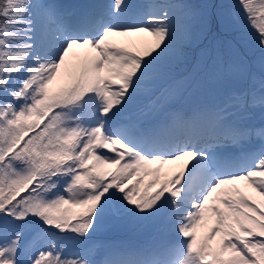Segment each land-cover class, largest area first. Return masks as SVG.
Listing matches in <instances>:
<instances>
[{"label": "snow or ice", "instance_id": "obj_1", "mask_svg": "<svg viewBox=\"0 0 264 264\" xmlns=\"http://www.w3.org/2000/svg\"><path fill=\"white\" fill-rule=\"evenodd\" d=\"M260 71L222 102L121 119L216 27L221 6L109 0L82 11L0 0V264H264V0H238ZM210 10H216L211 13ZM141 37L122 42L119 38ZM199 67V63L197 65ZM170 84L153 111L181 90ZM258 138V142H254ZM156 220L161 237L97 245L110 219Z\"/></svg>", "mask_w": 264, "mask_h": 264}, {"label": "rangeland", "instance_id": "obj_2", "mask_svg": "<svg viewBox=\"0 0 264 264\" xmlns=\"http://www.w3.org/2000/svg\"><path fill=\"white\" fill-rule=\"evenodd\" d=\"M51 1V0H50ZM192 0H188L190 2ZM229 3H224L222 0H202L201 3H209L216 4L221 6V10L224 12L225 17L229 24L234 20V18L239 15V25L238 27H229L227 29L220 27L217 30L216 20H212L211 30L208 32L206 38L201 42L200 46L194 50H190L187 58L182 62L177 63L167 75V78L171 80L172 78L176 79V83L189 84L191 81H198L202 83V85L208 88H215L218 90L220 96L229 95L233 91L242 90L247 87V79L246 77H241L235 75L233 77V82H229L230 78L226 80L220 79H212L209 76L210 71L212 70V61L205 58L201 60L200 51L201 49L207 47L211 50L212 58L217 60V66L220 64L227 66L230 63L238 62L241 57L245 61H248L252 67V70L259 74L260 65H259V51L255 47V32L250 29L246 22L243 19V14L240 9V5L238 0H227ZM109 0H72V3H79L82 11L88 8L91 5L108 3ZM130 3L133 4H145L149 2L160 3L162 0H129ZM216 10H210V15L212 12ZM122 42H126L128 39L138 40L141 37H131V38H119ZM231 55V56H230ZM231 57L232 59L230 60ZM199 63V67H197ZM167 85L161 86L159 84L158 88L154 91L152 96L153 100L156 102L157 98L160 96L161 91L167 88ZM148 95L141 94L137 97V99L129 106V109L126 113L132 115V117H138L140 119H152L159 114V109L155 111L152 110L151 104L148 108L146 114L142 116V113H139V108L143 104H149L150 100L147 98ZM176 102L175 100L172 101ZM189 104V102H187ZM152 111V113H150ZM242 122L254 126L256 128L262 127L264 124V110H261L259 107L250 108L244 111L241 114ZM254 142H258V138H254ZM112 220V219H111ZM134 220V219H133ZM136 222L135 227L139 232L143 234V240L140 242L142 244L151 242L154 238L159 239V237L150 236L158 232H160V228H157L158 221L156 220H143ZM110 222V220L105 221L102 225ZM128 222L127 219H122L121 223ZM155 225V226H154ZM130 245V246H136Z\"/></svg>", "mask_w": 264, "mask_h": 264}, {"label": "trees", "instance_id": "obj_3", "mask_svg": "<svg viewBox=\"0 0 264 264\" xmlns=\"http://www.w3.org/2000/svg\"><path fill=\"white\" fill-rule=\"evenodd\" d=\"M224 3H229L227 0H222ZM202 0H192L190 1V3H194V4H201ZM231 56V55H230ZM230 60L232 59L231 57H229ZM233 77L235 78V75H232V76H227L226 77V80L228 78H230L231 80L233 79ZM228 81V80H227ZM193 86H195V84H193ZM217 90V89H216ZM214 91H215V88H214ZM218 91V90H217ZM204 94H205V90H202L200 92H198L196 95V97H199V99H196L195 102H192V105H189L187 103V98L186 97V93L184 92H177L175 95H174V98L171 99V100H166V106L164 109H162V113L164 114V112L168 111V110H184L187 106L189 108H191L193 105H196V104H204V105H207L208 104V101L204 99ZM173 100H175L176 102H172Z\"/></svg>", "mask_w": 264, "mask_h": 264}, {"label": "bare ground", "instance_id": "obj_4", "mask_svg": "<svg viewBox=\"0 0 264 264\" xmlns=\"http://www.w3.org/2000/svg\"><path fill=\"white\" fill-rule=\"evenodd\" d=\"M74 4V3H73ZM129 113V112H128Z\"/></svg>", "mask_w": 264, "mask_h": 264}]
</instances>
